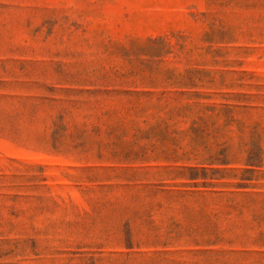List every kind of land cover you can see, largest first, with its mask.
I'll use <instances>...</instances> for the list:
<instances>
[{
	"label": "rangeland",
	"instance_id": "1",
	"mask_svg": "<svg viewBox=\"0 0 264 264\" xmlns=\"http://www.w3.org/2000/svg\"><path fill=\"white\" fill-rule=\"evenodd\" d=\"M0 264H264V0H0Z\"/></svg>",
	"mask_w": 264,
	"mask_h": 264
}]
</instances>
